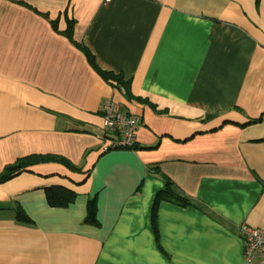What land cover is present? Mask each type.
Masks as SVG:
<instances>
[{
  "label": "crops",
  "instance_id": "crops-1",
  "mask_svg": "<svg viewBox=\"0 0 264 264\" xmlns=\"http://www.w3.org/2000/svg\"><path fill=\"white\" fill-rule=\"evenodd\" d=\"M106 98L140 115L133 148L102 150ZM15 169L0 264H247L264 0H0V172ZM49 187L75 196L52 205Z\"/></svg>",
  "mask_w": 264,
  "mask_h": 264
},
{
  "label": "built area",
  "instance_id": "built-area-1",
  "mask_svg": "<svg viewBox=\"0 0 264 264\" xmlns=\"http://www.w3.org/2000/svg\"><path fill=\"white\" fill-rule=\"evenodd\" d=\"M102 126L106 130L102 150L133 148L136 142V129L142 123L136 112L125 111L111 98H106L101 106ZM244 250L243 259L247 264H264V228L239 225Z\"/></svg>",
  "mask_w": 264,
  "mask_h": 264
},
{
  "label": "trees",
  "instance_id": "trees-1",
  "mask_svg": "<svg viewBox=\"0 0 264 264\" xmlns=\"http://www.w3.org/2000/svg\"><path fill=\"white\" fill-rule=\"evenodd\" d=\"M70 28H71V26H70ZM66 33L69 36H71V31L70 30H68V32H66ZM89 59H90V61L92 63H94V61L92 59V56H89ZM107 75L109 76V74H107ZM111 77H113V76H111ZM113 79H115L116 81L118 80L116 77H113ZM125 149H131V148H125ZM125 149H116V150H125ZM58 161H61L62 163L67 164V162L63 158L62 159L60 158V160H58ZM20 167L21 166H18L17 169H19ZM17 169H15L13 171L6 170V171H3V172H0V181H4V180H6L8 178H11V176H13L16 173ZM60 194L64 197V203L65 204L70 202V201H72L74 196H75V193H73V192H66V191H62L59 188L55 189V187H49V188L46 189V198H47L48 203H50L52 205L53 204H58V201H60L63 198V197L59 198ZM89 207H90V209H89L90 213H92L93 210H94L93 204H90ZM19 212H21V211H19ZM23 218H25V217H23Z\"/></svg>",
  "mask_w": 264,
  "mask_h": 264
}]
</instances>
